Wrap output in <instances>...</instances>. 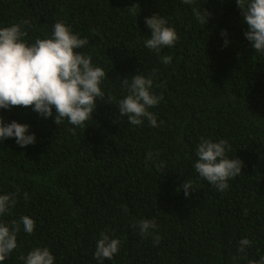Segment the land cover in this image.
<instances>
[{
    "label": "trees",
    "instance_id": "obj_1",
    "mask_svg": "<svg viewBox=\"0 0 264 264\" xmlns=\"http://www.w3.org/2000/svg\"><path fill=\"white\" fill-rule=\"evenodd\" d=\"M206 9V23L192 8ZM158 14L178 40L159 53L145 46V17ZM25 25L29 43L63 22L89 43L107 78L85 128L67 119L56 125L31 107L0 108L6 123L29 125L35 143L0 142V195L16 204L0 216L12 227L27 215L33 233L16 234L17 247L0 264L47 247L54 264H254L264 257V54L245 38L236 0H0V27ZM226 31L227 36L221 35ZM228 40L225 46L224 40ZM170 56L171 64L162 62ZM151 77L162 96L151 108L159 127L132 125L119 112L126 94L121 80ZM55 114V108H53ZM161 121L163 123H161ZM203 139L227 141L228 158L241 174L220 191L194 168ZM152 157L148 158V153ZM193 190L185 196L182 185ZM27 193V199H25ZM142 219L157 227L142 236ZM120 241L111 260L94 258L101 234ZM154 236L160 237L159 244ZM243 238L252 243L239 252Z\"/></svg>",
    "mask_w": 264,
    "mask_h": 264
},
{
    "label": "clouds",
    "instance_id": "obj_2",
    "mask_svg": "<svg viewBox=\"0 0 264 264\" xmlns=\"http://www.w3.org/2000/svg\"><path fill=\"white\" fill-rule=\"evenodd\" d=\"M182 3L192 5L194 0H182ZM236 5L246 24L244 36L250 42V47L256 53L264 54V0H236ZM192 12L203 24L211 15L203 8L193 7ZM145 24L151 29L150 38L144 42L150 50L159 53L177 42L176 31L167 26V21L158 14L145 17ZM25 25L30 28V21L24 19L0 27V108L31 107L42 118L52 117L56 125L67 119L71 125L84 129L86 122L93 117L97 98L104 96L101 84L107 78L102 68L93 65L91 56L76 51L85 47L89 43L88 39L80 38L70 26L57 21L50 37L37 38L29 43L25 40L28 35ZM221 35L226 37V31H222ZM224 44H228L227 39ZM161 60L165 64L172 62V58L167 55L162 56ZM131 77V82L127 77L121 80L127 94L118 102L120 114L127 116L132 125L138 126L147 120L150 126L159 127L150 109L160 103L162 96L152 92V78L137 74ZM13 137L22 148L35 143V134L29 132L28 124L16 120L6 123L0 116V142ZM229 147L225 140L214 142L202 138L196 150V172L220 191L228 188L230 179L241 174L242 161L228 158L225 154ZM147 155L148 158L152 157L151 152ZM181 187L185 196L193 190L190 182H184ZM15 204V193L0 195V216ZM20 223L26 233H33L35 221L27 215L21 216L19 223L13 221L11 228L0 223V262L17 247L16 234L20 231ZM137 226L142 236L151 234L150 230L157 227L152 219H142L132 225L134 228ZM153 239L158 245L160 237L154 236ZM251 243L247 238L241 239L238 251L243 252ZM119 248L118 239H110L102 233L96 242L94 258L97 261L105 258L111 260ZM21 259L25 264H54V256L47 247H36ZM254 264H264V257Z\"/></svg>",
    "mask_w": 264,
    "mask_h": 264
}]
</instances>
